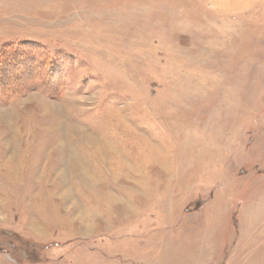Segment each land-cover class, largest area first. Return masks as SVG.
<instances>
[{"label": "rangeland", "instance_id": "1", "mask_svg": "<svg viewBox=\"0 0 264 264\" xmlns=\"http://www.w3.org/2000/svg\"><path fill=\"white\" fill-rule=\"evenodd\" d=\"M0 264H264V0H0Z\"/></svg>", "mask_w": 264, "mask_h": 264}, {"label": "bare ground", "instance_id": "2", "mask_svg": "<svg viewBox=\"0 0 264 264\" xmlns=\"http://www.w3.org/2000/svg\"><path fill=\"white\" fill-rule=\"evenodd\" d=\"M53 107H54V106H53ZM50 108H51V107H50ZM46 110H47V108H45V106H41V107L39 108V111H41L42 113H45L44 111H46ZM102 141H103V142H102ZM105 143H106V142H105L104 140H101V142H99V144L97 145V149H98V150H99V149L102 150V147H103L102 145L105 144ZM5 144H6V143H5ZM100 144H101V145H100ZM105 146H106V145H105ZM98 152H100V151H98ZM72 161H77V162H79L77 159H76V160H72ZM81 164H82V163H81ZM69 165H70V166H69L70 169H72V168H76V167H77L76 164H73V163H71L70 161H69ZM82 218H83V217H82ZM84 219H85V217H84ZM84 219H83V220H84ZM84 221H85V220H84ZM84 221H83V222L81 221V222H82V223H81L82 225L86 223V222L84 223ZM88 224H89V223H88ZM88 224L86 223L85 225H86V226H89Z\"/></svg>", "mask_w": 264, "mask_h": 264}]
</instances>
